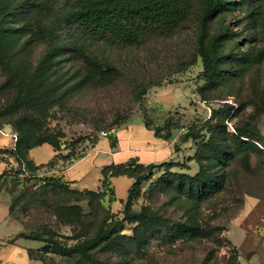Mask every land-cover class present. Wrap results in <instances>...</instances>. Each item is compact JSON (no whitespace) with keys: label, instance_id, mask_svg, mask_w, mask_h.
<instances>
[{"label":"rangeland","instance_id":"374dc122","mask_svg":"<svg viewBox=\"0 0 264 264\" xmlns=\"http://www.w3.org/2000/svg\"><path fill=\"white\" fill-rule=\"evenodd\" d=\"M23 1L0 0L5 6L0 18L9 28L0 34V127L6 132H0V147L13 142L10 134L25 131L33 141L60 142L62 150L43 143L31 150V157L37 164L54 157L52 166L40 168L32 180L14 172L1 181V194L17 201L21 230L74 245L92 239L106 217H112L111 225L122 219L133 183L129 176L116 178V201L112 188L103 189L100 170L56 192L41 178L87 155L95 143L107 147L113 136H101L102 130L123 127V144H128L146 118L161 135L172 132L178 151L142 181L129 202V209L144 212L156 228L135 240L134 225L122 223L115 230L116 244L107 251L96 249L100 264H264V251H248L264 237V225L251 229L246 221L257 198H264V152H251L235 141L240 130L250 128L264 142V12L242 0H227L206 23L207 43L216 41L224 56L238 58L224 61L222 68L229 73L211 85L205 84L197 54L203 0H188L189 11L175 26L154 30L141 43L91 41L67 26L57 36L59 48L49 53L47 27L56 18L52 10L70 9L75 0H31L34 7L27 13L36 22L29 24L16 6ZM86 48L95 61L86 58ZM210 139L221 146L225 142L235 157L215 158ZM200 170L223 174L225 187L196 203L187 194L194 184L189 178ZM86 191L99 194L90 199ZM181 223L218 232L164 242L163 234ZM44 257L47 264H77L74 257L54 252Z\"/></svg>","mask_w":264,"mask_h":264},{"label":"trees","instance_id":"16d2710c","mask_svg":"<svg viewBox=\"0 0 264 264\" xmlns=\"http://www.w3.org/2000/svg\"><path fill=\"white\" fill-rule=\"evenodd\" d=\"M249 6L259 8L264 12V0H242ZM203 16L201 18V31L198 38L197 54L202 59L203 64V78L205 84L215 85L217 82L222 81L227 70L222 68L223 62L232 61L238 59L235 55L224 56L219 52V45L216 41L207 43L206 23L220 13L227 5V0H203ZM34 2L31 0L23 1L16 4L22 11L23 21L27 24L36 22L32 16L27 13L28 7H34ZM27 5V6H26ZM4 5L0 4V9H3ZM256 7V8H255ZM5 8V6H4ZM56 15L55 21L50 22L47 27V38L49 40L48 53L54 52L59 48V41L57 42V36L59 33H64L66 27H76L87 39L91 41H108L123 46H131L134 43H141L145 41L154 30H166L176 25L189 11L188 0H75V4L70 9H64L61 12L58 10H52ZM3 12V11H2ZM1 17V16H0ZM9 28L3 25V20L0 18V34L8 31ZM226 34V32H224ZM65 34V33H64ZM227 35V34H226ZM84 55L88 60L95 61L96 59L86 49H84ZM108 76V73H103V77ZM24 100H21L18 104L21 105ZM146 128L152 130L155 136L172 141V132L168 131L165 135L153 130L149 121L145 118L143 120ZM114 130V127L110 128ZM116 129V128H115ZM1 130V127H0ZM21 129H19L20 131ZM110 130V131H111ZM109 131V130H106ZM13 146H6L0 148V163H5L6 168L0 172V196L2 187L1 181H4L8 175L17 172L19 175H23L24 178L32 180L37 176V172L40 168L52 166L53 160L46 164L37 165L30 157V151L43 143H49V145L56 152H60V142L54 144L47 139L31 140L29 134L25 131H21L17 136V140ZM199 132L194 136L198 138ZM111 146L114 148L118 143V136L112 135ZM188 137V135H186ZM41 140V141H40ZM40 141V142H38ZM236 144L241 148L248 149L254 153L264 152V142H260L256 134L252 133L250 128L245 131L238 132L235 137ZM260 143L261 145L259 146ZM96 144V143H95ZM209 146L213 153V156L218 159H224L230 161L235 157V154L227 148V144L219 145L216 142L209 140ZM67 148V145H66ZM174 152L177 154L175 145H173ZM81 156L80 158L84 157ZM78 158V159H80ZM135 160V159H134ZM169 160L160 163H140L136 160L135 164H132V160L126 163H112L105 165L102 168L101 185L103 189L108 187L113 189L112 201L117 200L116 190L114 188L113 178L127 175L134 179L132 185L128 190L126 203V209L122 219L115 220L113 223L112 217H106L103 223L100 225L96 235L88 240L85 239L80 242H76L74 245H67L57 241L54 237L44 238L39 233H27L20 231L17 237L31 239L38 242H42L37 248H30V257L39 259L47 264L44 254L54 252L63 256L74 257L77 264H100L101 258L97 255L96 249L107 251L116 244L115 230L124 222L133 224L132 239H140V235L143 232L154 231L156 226L153 219L147 217L144 212H137L129 209V202L134 198L135 191L139 188L142 181L154 174L155 169L158 166H163ZM45 182L49 183L51 190L56 192L57 190L64 188L67 185L73 184L72 181L65 179L63 175L58 172L51 171L48 175L41 178ZM193 181V185H189L188 196L196 203L203 202L218 194L225 187V177L223 174L205 173L200 170L195 176H191L189 181ZM186 184L181 186V190L184 191ZM78 193H82L77 190ZM88 198L94 199L99 193L94 191H86ZM103 195V194H102ZM9 198V197H8ZM78 200L79 198H75ZM258 199V198H257ZM264 199V198H263ZM9 213L10 216L21 223L15 217V203L17 201L9 198ZM246 201V199H245ZM245 206V203H244ZM218 232L216 227H201L197 223L192 224H174L171 226L162 236L164 242H175L179 239H199L209 238L214 236Z\"/></svg>","mask_w":264,"mask_h":264},{"label":"crops","instance_id":"0c3cea01","mask_svg":"<svg viewBox=\"0 0 264 264\" xmlns=\"http://www.w3.org/2000/svg\"><path fill=\"white\" fill-rule=\"evenodd\" d=\"M125 131L126 130L123 127L110 131L111 135L116 134L118 136V143L116 147L113 148L111 146V142L107 147L100 148L95 144L89 153L84 157L74 161L62 171H54L63 175L65 179L72 181L73 185L76 186V184L81 183L91 174V172L95 170L101 171V176L98 177L99 181H101L102 168L105 165L112 163H126L132 159L145 164L160 163L176 158L178 155L174 152L172 142L155 136L154 132L146 128L144 123L138 128V134H136L137 132H134L132 136L129 137L128 144H125L127 146L123 144L122 139V134H125ZM0 132L6 133L4 130H0ZM11 135L12 134H10V137L12 138ZM13 145L14 140L7 146ZM3 147L6 146H2L0 148ZM31 159L34 160L32 157ZM53 159L54 157L51 160ZM48 162L41 164H46ZM5 168L6 164L0 163V172H2ZM116 178L117 177L113 178L114 185ZM9 205V198L0 196V264H44L43 261L34 259L30 257L29 254L30 248H37L39 246H31L25 242L31 239L17 237L18 233L21 231V227L20 224L10 216ZM244 207H246V205ZM263 218L264 199H257V201L252 205L246 221L248 225L251 224V229H253L260 224L264 225V222H262ZM262 242H264V237L259 236L257 241L248 246V251L257 248L264 251V248H262Z\"/></svg>","mask_w":264,"mask_h":264},{"label":"built area","instance_id":"2783aa9c","mask_svg":"<svg viewBox=\"0 0 264 264\" xmlns=\"http://www.w3.org/2000/svg\"><path fill=\"white\" fill-rule=\"evenodd\" d=\"M100 135L103 136V137H107V136L110 135V131L102 130L100 132ZM13 137H14L15 140H17V136L15 134L13 135Z\"/></svg>","mask_w":264,"mask_h":264}]
</instances>
